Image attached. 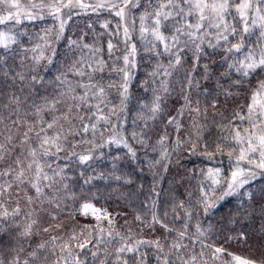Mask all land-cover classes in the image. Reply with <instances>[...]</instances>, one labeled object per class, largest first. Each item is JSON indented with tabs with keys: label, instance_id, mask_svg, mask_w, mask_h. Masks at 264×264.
<instances>
[{
	"label": "trees",
	"instance_id": "16d2710c",
	"mask_svg": "<svg viewBox=\"0 0 264 264\" xmlns=\"http://www.w3.org/2000/svg\"><path fill=\"white\" fill-rule=\"evenodd\" d=\"M28 2L29 0H21L23 4ZM32 2L38 3L39 0ZM88 2L89 0H85V3ZM139 4V7H133L126 14L125 21H121L119 17L108 11L92 13L77 9L80 14H74L68 21L63 37L58 42L55 37L59 30V22L50 16L36 21L25 20L20 25L11 23L8 25L13 32L19 31L24 35L19 37V43L13 45L7 53L0 49V55L7 59L10 66L5 67L0 63V120L3 121L0 124V132H6L8 127H13L11 123L13 120H22L26 123L20 127L19 133L13 128V133L19 135L32 123L51 120L53 116H59L67 110L70 97L76 94L69 93L67 89L69 84L75 87L79 79L69 69L81 58L90 63L93 56L90 48L70 46L69 40H75L79 44H99L103 49L104 58L107 59L108 31L114 29L118 22L121 24V29L127 23L133 42L137 44L138 54L137 67L133 70L134 78L130 87L132 98L127 106L123 126L118 129L105 126L103 134H97L95 137H92L90 132L84 139H94V144L83 142L75 148H67L65 145L66 151L58 154L60 159L46 158L53 169L59 171L57 168L59 165L60 168H64V172L61 175H54L47 167L45 168L53 184L51 187H44L45 194L40 200L32 203V207L38 211L39 220L35 221L30 214H33V211L29 203L18 202L24 191L25 194L29 192L35 197L34 189L23 185L19 189L18 196L17 190L11 189L12 196L16 197L15 200L12 196L4 197V200L8 201L5 207L10 213L9 221L0 226V260L5 261V264H10L14 258L19 260V264H23L25 260L33 264V257L30 254L41 244H45V248L38 249L35 264H65L62 258L65 253L61 251L63 246L67 245L66 251L76 254L81 253L77 245L84 243H87V248L83 251L88 253V264H101V261L104 264H122L125 259L128 264H135L132 253L121 254V260L118 261L116 250L124 244L135 246L137 240L159 239L162 244L170 245L178 239V232L185 224L187 231L182 242L189 247L184 251L189 254L201 251L205 253L203 258H198L197 264H231L233 256L252 260L255 264H264V212L261 211L264 200L259 197V189L264 188V178L257 177L251 187V190L257 192L254 200H250L246 192L237 194L220 201L207 213L195 203L201 195L200 188L212 184V180L208 177L209 169L213 172L220 169L221 175L216 178L222 180L230 178L231 172L236 169L239 152L237 150L233 152L231 158L229 157V152L232 151L230 144L233 143L229 121L232 120L233 112L243 114L247 111L245 105L249 102L252 89L257 87L260 80H264V71L257 70L249 77H240L238 73L231 71L229 77L220 80V84L233 94L226 97L218 87L217 78L220 73L225 72L227 64L220 63L223 59L222 49L217 48L214 51L208 47V41L215 43V36L209 34V37H204L202 47L205 52L199 60V67L195 72H191L195 57L190 48L185 50L182 65L177 66L173 74L166 78L167 93H164L159 81L165 78L157 76L156 82H153L150 74L158 66L157 59L167 67L169 57L164 55L156 58L145 50L143 42L139 39L140 16L152 11V8L148 0H139ZM105 20L110 21L107 30L101 27ZM4 27L0 25V29ZM45 29H49L47 38L41 39L45 36ZM162 31L165 35L169 34L166 29L162 28ZM258 37L257 28L253 35L246 37V43L256 42ZM232 43H236V40L233 39ZM49 44L58 52L54 64L45 67L46 62L41 61L40 65H36L32 57L38 56L40 51L43 50L46 57L51 56L52 53L47 47ZM37 45L40 47L35 53L32 52L31 49ZM261 47H264V44L253 43L248 45L244 52L251 48L259 53ZM120 48L122 51V44ZM244 52L237 56L242 58ZM119 54L118 52L117 55ZM205 64L209 66L211 79H203ZM33 68H36V72L32 71ZM5 72L21 73L25 79L20 81L17 78L14 81L11 76L6 78ZM37 73L42 80L37 81L33 87L31 76ZM62 73H67L64 77L65 83H60L56 79ZM189 73L198 82L199 87L189 88V81L185 78ZM101 76H103L102 80ZM95 77L103 85H108L110 81L119 83V77L107 67L103 73H95ZM238 78L242 81L241 85L228 88V85ZM142 84L146 87H141ZM154 93L161 96L163 111L155 119H147V127H145V118L151 115L146 106L151 105L155 98ZM13 95L19 97V102L10 104ZM186 96L190 100L191 107L194 108L199 102L201 112L207 109L206 118L197 116L195 112L190 113V108L185 106ZM114 97H117V92L115 88H111L107 99L111 100ZM55 101L62 102L55 103ZM213 101L217 104L216 108L211 107ZM114 102L118 105L119 99ZM41 106L45 110L37 113V108ZM181 110L183 115L178 116L177 113ZM170 117L177 118L180 125L179 132L176 130V124L168 123ZM112 123H116L115 118ZM194 123L197 124L199 131L193 126ZM234 123L240 124L238 119ZM79 124V119L73 120L71 124L61 119L54 125V129L49 130V134L59 130L62 125L63 133L68 135L69 129L73 133L78 131ZM225 125L228 127H224ZM244 127H247L246 123L240 125L241 129ZM133 132L147 133L146 148L132 140ZM113 134L123 136L132 144L137 154L135 160L129 158L127 149L123 146L98 149L97 158L88 165L79 164L75 158L71 163L65 159L67 153L72 151L80 153L94 148ZM161 138L163 143H160ZM178 138L184 141L179 148L176 147ZM81 139L82 137L79 136L68 135L69 143ZM218 144L221 146V151H217ZM193 145L196 147V154L190 151ZM205 147L207 153L204 151ZM17 151H20L19 147ZM116 157L120 159L116 160ZM114 163L117 169L115 176L121 177L120 179L112 175ZM245 165V161L240 162V166ZM89 177L97 178L85 183L84 181ZM43 183L47 184V181ZM180 202L184 203L185 209L177 208ZM84 203L92 204L98 209L99 214L95 216L82 212L81 206ZM15 204H18L22 213L12 219L11 213L17 207ZM174 209L178 213L175 217ZM185 210L192 212L190 218L184 214ZM153 215L161 218L162 222L174 231L169 233L160 223L153 224ZM29 225L32 234L22 237L21 233ZM52 237L57 239L53 240ZM202 245L221 247L225 253L214 257V247L208 248ZM92 251L97 252L95 260L91 256ZM164 251L168 253L169 247L166 246ZM140 253L146 254L144 264H157L154 247L144 245L140 248ZM229 253L231 255H228ZM68 264H71V261Z\"/></svg>",
	"mask_w": 264,
	"mask_h": 264
},
{
	"label": "snow or ice",
	"instance_id": "6c2138e0",
	"mask_svg": "<svg viewBox=\"0 0 264 264\" xmlns=\"http://www.w3.org/2000/svg\"><path fill=\"white\" fill-rule=\"evenodd\" d=\"M148 2L152 11L140 16L139 39L151 56L159 58L167 55L169 57L167 67H164L157 59L158 66L150 74V79L153 82H156L157 76L165 78L159 81L164 93H167L166 78L173 74L177 66L182 65L185 50L190 48L195 57L191 72H195L196 68L199 67V60L205 52L202 47L204 37L209 34L215 36V43L208 41V47H211L214 51L217 48L222 49L223 59L220 63L221 65L227 64L225 72L220 73L217 78L218 87L226 97L233 94L224 85L220 84V80L229 77L231 71L238 73L240 77H249L257 70L264 71V47L260 48L259 53L251 48L244 52L250 44H264V0H148ZM139 6V0H95V2L89 0L88 3H85V0H39L38 3L29 0L27 4L21 3V0H0V25L5 26L0 29V49L7 53L13 45L19 43V37L24 35V33L19 31L13 32L12 28L8 27L10 23L12 25H20L25 20L36 21L50 16L59 22V30L55 37L58 42L63 37L68 21L72 19L74 14H80V12L76 11L77 9L81 12L90 11L92 13L108 11L114 14L115 17H119L121 21H125L126 14L133 7ZM109 24L110 21L105 20L101 27L107 30L109 29ZM162 28L166 29L169 34L165 35ZM257 28L259 29L258 40L246 43V37L253 35L254 30ZM44 31L45 36L41 37V39L47 38L49 30L45 29ZM107 34L109 37L107 41V59L104 58L103 49L99 44L88 45L79 44L75 40L68 41L70 46L75 45L82 49L90 48L93 56L90 63L81 58L69 69L79 79L75 87L69 84L67 91L76 94L70 97V103L65 112L59 116H53L51 120L34 122L31 126L25 127L22 134L19 135L13 133V128H15L16 133H19L20 127L26 123L22 120H13L11 122L13 127H8L6 132H0V137H2V140H0V181H3V183H0V209H2L0 211V226L9 221L10 213L5 207L8 201H5L4 197L11 198L13 194L11 189L15 188L17 190V196L19 195V189L23 185L34 189L35 197L27 196L28 203L32 204L36 200H40L45 194L43 191L44 187H51L53 184L45 168L47 167L54 175H61L64 172V168H60L59 165H57L59 171L53 169L46 158L56 157L60 159L58 154L66 151L65 145H67V148H75L83 142L94 144V139H84L90 132L91 136L95 137L97 134H103L105 126L116 129L123 126L127 106L132 98L130 87L134 78L133 70L137 67V44L133 42L127 23L121 29V24L118 22L116 27L108 31ZM233 39L236 40V43H232ZM114 40L116 41L115 43ZM121 44L123 45L122 51L120 48ZM39 47L37 45L31 51L35 53ZM47 47L52 53L51 56L46 57L44 51H40L38 56L32 57L36 65H40L41 61L46 62L45 67L54 64L55 57L58 55L57 49L50 44ZM25 51L28 50L25 49ZM118 52L120 53L119 55H117ZM242 52H244L242 58L237 56V54ZM233 57L236 58L232 59ZM0 63L5 67H10L3 55H0ZM106 67L110 68L119 77V83L111 81L108 85L99 83L95 73H103ZM203 68V79H211L209 66L205 64ZM32 71L36 72V68H33ZM66 75L67 73H62L61 76L56 78L57 81L65 83L64 77ZM4 76L6 78L11 76L14 81L17 78L20 81L25 79L21 73L5 72ZM185 78L189 81V88L193 86L199 87L198 82L194 80L190 73ZM100 79L102 80L103 76ZM41 80L42 77L38 73L31 76L33 87L37 81ZM241 83L242 81L238 78L236 81H232L228 88L240 86ZM141 87L146 86L142 84ZM111 88H115L117 97L110 100L107 99V96ZM61 95L66 94L61 93ZM154 97L151 105L146 106L151 115L145 118V127H147V119H155L163 111L161 96L154 93ZM117 98L119 99L118 105L114 102ZM184 99L186 102L185 106L190 108V113L195 112L197 116L206 118V108L201 112L199 102L193 108L189 98L186 96ZM18 102L19 97L11 96L10 104ZM61 102L55 101V103ZM54 106L55 104H53ZM245 106L247 108L246 112L243 114L241 112H233L232 120L229 121L232 132L231 139L233 141L230 144L232 151L229 152V157H232L233 152L237 150L239 152L236 158V169L231 172L230 178L226 180L216 178L221 175L220 169H216L215 172L212 169L208 170V177L212 180V184L200 188L201 195L195 202L197 206L202 207L205 213L215 208L220 201L237 194L246 192L248 198L254 200L257 192L251 190V187L257 177L264 178V80H260L257 87L252 89L249 102ZM211 107H217L215 101H213ZM43 110H45L43 106L38 107L37 113ZM81 113H87V115H81ZM177 115L182 116L183 110L178 112ZM113 118L116 120L115 124L112 123ZM61 119L68 121L70 124L73 120L79 119V130L73 133L69 129L68 135L79 136L82 139L75 143H69L68 135H65L62 131V125L59 130H54L50 135L49 130L54 129V125L58 124ZM237 119L240 122L239 125L234 123ZM2 123L3 121L0 120V124ZM168 123L176 124V130L179 132L180 125L176 117H170ZM245 123L247 127L241 129L240 125ZM193 126L197 127V124L194 123ZM224 127H228V125ZM197 131H199L198 127ZM222 138L227 139V137ZM147 139V133L145 132L132 133V140L140 144L141 147L146 148L148 146ZM183 142L178 138L176 147L179 148ZM160 143H163V138H161ZM111 146L117 148L123 146V148L127 149L130 159L135 160L137 158L136 150L132 144L123 136L113 134L103 143L95 145L94 148L80 153L75 151L67 153L65 159L68 163H71L73 158H75L79 164L88 165L90 161L97 158L98 149ZM18 147L20 148L19 152L17 151ZM221 150V146L218 144L217 151ZM190 151L196 154L195 145L190 148ZM204 151L207 153V147H205ZM100 155L103 154L100 153ZM164 158L166 159L167 157L165 156ZM115 159L119 160L120 158L116 157ZM241 161H245L246 165L240 166ZM116 170L114 163L113 176H115ZM95 178L97 177H89L84 182L90 183ZM115 178L120 179L121 177L115 176ZM44 181H47V184H44ZM212 185L218 187H213ZM259 197L264 200V188L259 189ZM83 207L88 208L90 205L85 204ZM177 208L185 209L184 203L180 202ZM261 211L264 212V206L261 207ZM21 213L22 210L17 204V207L11 213L12 219H15ZM184 214L190 218L192 212L185 210ZM177 215L178 213L174 209L173 216ZM152 223H160L161 227L169 233L174 231L156 215H153ZM197 228L199 230V225ZM30 229L31 225L21 233V236H30L32 234ZM44 231H48V229H44ZM186 231L187 225L185 224L178 232V239L170 245L162 244L159 239L155 241L137 240L135 241V246L124 244L116 250L117 260H121V254L132 253L135 264H144L146 254L140 253V248L148 245L156 250L154 258L157 264H197L198 258H203L205 253L201 251L189 254L184 251L189 247V245L182 242ZM52 239L56 240L57 237H52ZM166 246L169 247L168 253L164 251ZM77 247L81 249V253L74 254L71 251H66L67 245L63 246L61 251L65 253L62 257L65 264H68L69 261H71V264H88V253L83 251L87 248V243L78 244ZM202 247L213 248L214 246L202 245ZM43 248H45V244L38 246V249ZM38 249L30 254L33 257V264H35ZM224 253L225 250L223 248L214 247V257ZM137 255L138 259H136ZM228 255L231 254L229 253ZM91 256L95 260L97 252L92 251ZM0 264H5V261L0 260ZM10 264H19V260L14 258ZM23 264H29V261L25 260ZM101 264H104V262L101 261ZM122 264H128V261L125 259ZM231 264H255V262L240 256H233Z\"/></svg>",
	"mask_w": 264,
	"mask_h": 264
},
{
	"label": "rangeland",
	"instance_id": "374dc122",
	"mask_svg": "<svg viewBox=\"0 0 264 264\" xmlns=\"http://www.w3.org/2000/svg\"><path fill=\"white\" fill-rule=\"evenodd\" d=\"M49 30V29H48ZM208 37H209V35H207ZM25 195V196H24ZM35 195V194H34ZM27 196H32L29 192L28 193H26L25 194V191L23 192V193H21V200H19L18 202H19V204H21V203H24V204H26V202L28 203V201H27ZM24 197H25V199H24ZM15 198L16 197H14V196H12V199L13 200H15ZM18 200V199H17ZM26 201V202H25ZM85 204H87V205H90V207H88V208H84L83 206L85 205ZM16 206H17V204H15ZM32 205L33 204H30L29 203V206L32 208V211H33V214L32 213H30L32 216H33V218L35 219V221H37V220H39L37 217H38V211H37V209L36 208H34V207H32ZM81 210H82V212H85V213H89V214H92V215H95V216H97L99 213H98V209L96 208V207H94L92 204H89V203H84L82 206H81ZM39 222V221H38ZM37 222V223H38Z\"/></svg>",
	"mask_w": 264,
	"mask_h": 264
}]
</instances>
